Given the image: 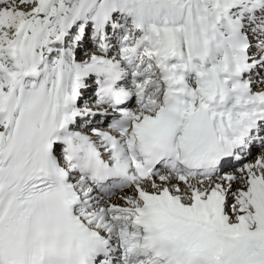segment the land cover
<instances>
[{"label":"snow or ice","instance_id":"1","mask_svg":"<svg viewBox=\"0 0 264 264\" xmlns=\"http://www.w3.org/2000/svg\"><path fill=\"white\" fill-rule=\"evenodd\" d=\"M0 264H264V0H0Z\"/></svg>","mask_w":264,"mask_h":264}]
</instances>
